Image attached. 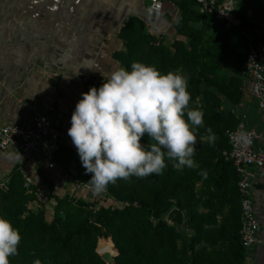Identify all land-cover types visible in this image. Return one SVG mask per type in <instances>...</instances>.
Listing matches in <instances>:
<instances>
[{"label": "trees", "instance_id": "16d2710c", "mask_svg": "<svg viewBox=\"0 0 264 264\" xmlns=\"http://www.w3.org/2000/svg\"><path fill=\"white\" fill-rule=\"evenodd\" d=\"M173 4L176 16L164 14L162 19L182 39L168 45L163 35L150 33L145 21L132 16L114 40L120 45L112 59L129 70L139 61L188 77L190 107L204 113L194 157L198 167L178 171L170 163L161 176L120 180L108 186L103 200L89 186L92 174H85L78 153L63 145L56 156L58 167L51 172L63 179L73 173L85 188L76 195H55L61 184L53 174H39L38 183L48 184L54 201L49 221L45 203H35V195L27 192L17 164L6 186H0V216L22 235L19 255L11 264H107L101 256L112 257V264H247L249 254L240 237L239 175L224 152L231 149L227 133L242 121L235 108L247 98L244 74L250 42L245 33L256 38L254 47L262 40L244 19L240 28L230 31L201 12L195 0ZM104 82L89 78L82 94ZM209 127L215 143H201ZM174 208L186 215L185 232L165 221ZM230 208L231 221L221 223L220 216Z\"/></svg>", "mask_w": 264, "mask_h": 264}, {"label": "crops", "instance_id": "0c3cea01", "mask_svg": "<svg viewBox=\"0 0 264 264\" xmlns=\"http://www.w3.org/2000/svg\"><path fill=\"white\" fill-rule=\"evenodd\" d=\"M217 2L233 3L235 15L247 21L264 42V0ZM163 8L154 12L146 0H0V129L9 121H27L24 103L34 102L56 108L63 120L64 144H73L68 129L84 83L91 77L107 79L121 68L112 59L120 45L114 40L130 17L145 21L149 32L163 35L168 45L182 39L162 19L164 14L175 17L176 6L169 1ZM235 110L249 127L262 128L255 100L247 97ZM17 164L12 153L0 154V183L9 182ZM21 170L37 183L39 174H53L61 184L55 195L69 187L72 193L66 179L51 172L44 161ZM248 175L264 238V168H250ZM248 254L247 264H264V245Z\"/></svg>", "mask_w": 264, "mask_h": 264}, {"label": "clouds", "instance_id": "9594fccd", "mask_svg": "<svg viewBox=\"0 0 264 264\" xmlns=\"http://www.w3.org/2000/svg\"><path fill=\"white\" fill-rule=\"evenodd\" d=\"M191 100L185 74L163 73L139 61L130 70L113 71L102 86L83 93L68 135L85 174H92L88 184L93 193L101 194L120 180L161 176L170 163L178 171L197 168L194 157L204 113L190 107ZM206 132L201 143L206 139L214 144L212 128ZM201 175L206 178V172ZM21 241L19 229L0 216V264H11Z\"/></svg>", "mask_w": 264, "mask_h": 264}, {"label": "built area", "instance_id": "2783aa9c", "mask_svg": "<svg viewBox=\"0 0 264 264\" xmlns=\"http://www.w3.org/2000/svg\"><path fill=\"white\" fill-rule=\"evenodd\" d=\"M146 1L150 4L151 10L161 12L164 2L179 3L184 0ZM195 1L199 4L201 12L214 16L217 21L224 24L226 30L241 27V20L233 10V3L218 4L217 0ZM245 36L250 42L247 69L244 74L248 85L246 96L256 101L263 126L249 127L242 119L235 130L227 133L231 149L224 152V156L232 162L239 175L240 237L241 244L250 252L264 245L263 225L258 217L253 185L248 175L250 168H264V42H259L258 47H254L252 43L256 38L250 33H245ZM24 106L29 114L27 121L23 123L9 121L0 129V154L12 153L17 157L21 167L36 164L41 160L47 164L49 170H54L58 167L56 156L65 145L63 120L53 106L43 107L34 102L24 103ZM69 147L78 153L74 144ZM65 179L74 192L85 188L75 179L73 173L66 174ZM7 183H0V186L5 187ZM24 183L27 192L35 195V203L39 205L49 203L52 192L48 184L37 183L29 175H24Z\"/></svg>", "mask_w": 264, "mask_h": 264}, {"label": "water", "instance_id": "95a60500", "mask_svg": "<svg viewBox=\"0 0 264 264\" xmlns=\"http://www.w3.org/2000/svg\"><path fill=\"white\" fill-rule=\"evenodd\" d=\"M166 223L172 227H176L178 232H185L186 215L178 208L172 209L165 217ZM189 233V231H187ZM107 264H112V257L101 256Z\"/></svg>", "mask_w": 264, "mask_h": 264}, {"label": "rangeland", "instance_id": "374dc122", "mask_svg": "<svg viewBox=\"0 0 264 264\" xmlns=\"http://www.w3.org/2000/svg\"><path fill=\"white\" fill-rule=\"evenodd\" d=\"M96 65H98V64H96ZM96 65H95V68H97ZM98 67H99V66H98ZM97 80H105V79L101 78V79H97ZM67 187H68V186H67ZM69 188H70V187H69ZM69 188H65V191H66L67 189L69 190ZM68 190L66 191V193L71 194V193H70L71 191H68ZM71 190H72V188H71ZM72 193H74L75 195L78 194L77 192H73V190H72ZM82 194H83V192H81L79 195L82 196ZM101 195H102V196H101ZM101 195H99V196L102 197V199L104 200V199H105V194L101 193ZM50 201H51V203H54L53 200H50ZM50 201H49V203H48V202L45 203L46 209H47L48 212H49V213H47V214H48L47 217H48L49 221L52 220V218H53V212H52V210H53V206L50 205ZM111 202H112V201H110L109 203H111ZM233 212H234V209H233V208L228 209L224 215L220 216V218H219L220 222H221V223H226V224H227L228 222H230L231 219H232V217H233ZM99 243H100V241H99Z\"/></svg>", "mask_w": 264, "mask_h": 264}]
</instances>
